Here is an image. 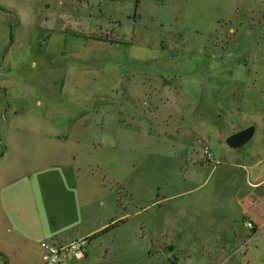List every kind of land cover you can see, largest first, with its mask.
<instances>
[{
    "label": "rangeland",
    "instance_id": "obj_1",
    "mask_svg": "<svg viewBox=\"0 0 264 264\" xmlns=\"http://www.w3.org/2000/svg\"><path fill=\"white\" fill-rule=\"evenodd\" d=\"M152 1L41 3L44 24L18 30L39 34L38 55L28 57L19 73L23 84L7 91V99L23 116L14 122L9 113L6 122L0 120L2 128L19 123L55 129L87 112L97 118L91 135L96 140L105 127L101 112L111 116L117 110L132 129H125L131 130L127 134L120 127L116 158L104 152L99 168L107 190L119 198L116 213L106 203V216L139 211L124 227L153 226L161 194L176 192L165 183L182 175L199 179L196 193L213 187L216 203L225 202L227 178L237 180L236 187L245 175L233 166L228 134L258 124L264 114V0H213L206 10L189 3L182 12L179 7L156 8ZM8 24V30H14L13 22ZM145 76L144 84L152 83L153 95H162L160 100L133 94ZM162 80L173 85L167 90L177 92L170 91L167 101ZM113 127L112 121L104 129ZM257 135L237 153L250 155L249 148H257ZM97 141L98 152L107 150ZM207 146L209 154L204 153ZM190 154L201 157L197 167L185 163L184 156ZM256 154L255 159H241L246 163L261 158ZM255 170L264 176V160Z\"/></svg>",
    "mask_w": 264,
    "mask_h": 264
},
{
    "label": "crops",
    "instance_id": "obj_2",
    "mask_svg": "<svg viewBox=\"0 0 264 264\" xmlns=\"http://www.w3.org/2000/svg\"><path fill=\"white\" fill-rule=\"evenodd\" d=\"M43 2L48 0H0L1 122L7 121L9 113L13 114L9 120L14 122L23 116L21 108L7 99V91L23 84L19 73L28 57L38 55L39 34L18 30L26 25L44 24V18L39 16ZM211 2L154 0L151 5L179 7L182 12L185 4L206 10ZM9 22L14 24L12 31L8 30ZM147 80L145 76L141 88L133 90V94L156 96L160 100L162 95H153L152 83L144 84ZM63 85L61 81L59 93ZM160 86L166 88L165 101L171 92L177 94L167 90L173 85L164 80ZM130 98L134 103L132 95ZM198 109L196 105L192 114H197ZM105 112H101L104 126L109 127L113 121L114 127L100 129L96 140L91 135L96 132L92 126L97 118H91L93 115H86L87 112L76 114L55 129L29 128L19 123L0 127V264H42L46 252L40 241L65 244L80 238L87 239L83 255L75 257L68 252L62 264H264V176L254 172L264 160V114L259 116L258 124L243 126L252 127L245 142L228 145L234 150L233 166L245 170V175L242 185L236 187L239 182L227 178L229 192L225 202L216 203L211 194L213 187L196 193L201 185L199 179L182 175L165 183L176 192L161 194L153 226L150 223L148 227H124L128 217L138 215L139 211L124 212L116 218L110 213L106 216V203L116 213L119 198L107 190L99 166L104 152L108 157L115 155L120 127L122 131L132 128L130 123H122L125 120L119 118L117 110L111 116ZM255 132L257 148L250 147V155L238 154L236 150L251 140ZM97 140L104 142L107 150L98 152ZM257 151L260 160L247 164L242 161L247 156L255 159ZM191 155L184 156L185 163L197 167L201 157ZM114 158L116 155L111 160ZM243 219L253 221L255 229L245 227L240 222Z\"/></svg>",
    "mask_w": 264,
    "mask_h": 264
},
{
    "label": "built area",
    "instance_id": "obj_3",
    "mask_svg": "<svg viewBox=\"0 0 264 264\" xmlns=\"http://www.w3.org/2000/svg\"><path fill=\"white\" fill-rule=\"evenodd\" d=\"M204 153L209 154L206 147L204 149ZM242 222L245 227L255 229L254 223L250 219H243ZM86 244V238L76 239L65 244H59L53 240H42L40 241V245L46 252L42 264H62L64 261V255L68 252L73 254L75 257H81Z\"/></svg>",
    "mask_w": 264,
    "mask_h": 264
},
{
    "label": "water",
    "instance_id": "obj_4",
    "mask_svg": "<svg viewBox=\"0 0 264 264\" xmlns=\"http://www.w3.org/2000/svg\"><path fill=\"white\" fill-rule=\"evenodd\" d=\"M252 133V127H246L243 129H240L232 134H230L227 139V145L229 146H236L238 144H241L245 142L251 135Z\"/></svg>",
    "mask_w": 264,
    "mask_h": 264
},
{
    "label": "trees",
    "instance_id": "obj_5",
    "mask_svg": "<svg viewBox=\"0 0 264 264\" xmlns=\"http://www.w3.org/2000/svg\"><path fill=\"white\" fill-rule=\"evenodd\" d=\"M10 26H11V24H10ZM99 39H102V38H99ZM107 39H108V38L106 37L104 40H107ZM108 40L110 41V39H108ZM118 222H121V221H118ZM106 229H107V228H106ZM106 229L100 231L99 234H101L102 232H104ZM149 252H151V251H149Z\"/></svg>",
    "mask_w": 264,
    "mask_h": 264
}]
</instances>
